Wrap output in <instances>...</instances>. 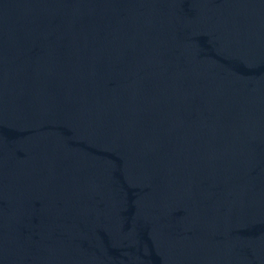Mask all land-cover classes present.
<instances>
[{"label":"water","instance_id":"obj_1","mask_svg":"<svg viewBox=\"0 0 264 264\" xmlns=\"http://www.w3.org/2000/svg\"><path fill=\"white\" fill-rule=\"evenodd\" d=\"M0 264H264V0H0Z\"/></svg>","mask_w":264,"mask_h":264}]
</instances>
